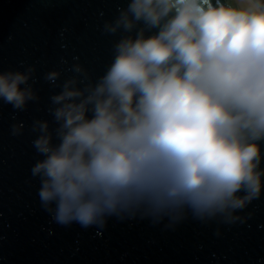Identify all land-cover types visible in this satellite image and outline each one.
<instances>
[{
	"label": "clouds",
	"instance_id": "obj_1",
	"mask_svg": "<svg viewBox=\"0 0 264 264\" xmlns=\"http://www.w3.org/2000/svg\"><path fill=\"white\" fill-rule=\"evenodd\" d=\"M117 11L103 30L123 35L102 76L78 62L62 83L61 71L44 75L60 92L48 108L56 127L31 128L42 207L84 228L188 213L245 222L236 213L264 192V0H128ZM35 73L0 72V101L38 102Z\"/></svg>",
	"mask_w": 264,
	"mask_h": 264
},
{
	"label": "water",
	"instance_id": "obj_2",
	"mask_svg": "<svg viewBox=\"0 0 264 264\" xmlns=\"http://www.w3.org/2000/svg\"><path fill=\"white\" fill-rule=\"evenodd\" d=\"M127 3L0 0V72L35 66L33 87L40 97L24 111L0 101V264H264V192L236 213L245 222L231 225L201 222L188 213L175 224L111 216L103 227L84 228L58 224L42 207L40 181L31 169L43 157L33 147L39 134L31 128L37 119L47 120L50 130L56 127L48 108L50 96L60 92L44 75L61 71L62 83L75 75L68 69L78 62L93 82L102 76L123 35L105 33L104 24ZM16 123L24 124L20 136L11 134Z\"/></svg>",
	"mask_w": 264,
	"mask_h": 264
}]
</instances>
